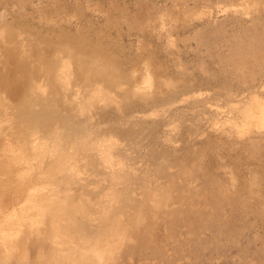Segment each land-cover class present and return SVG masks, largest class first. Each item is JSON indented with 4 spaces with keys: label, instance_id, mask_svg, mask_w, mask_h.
<instances>
[{
    "label": "bare ground",
    "instance_id": "obj_1",
    "mask_svg": "<svg viewBox=\"0 0 264 264\" xmlns=\"http://www.w3.org/2000/svg\"><path fill=\"white\" fill-rule=\"evenodd\" d=\"M75 1L79 6L68 4L72 6L70 12L78 8L74 13L77 18L78 13L84 12H81L80 0ZM200 1L199 6H204L208 14L214 6L222 7L227 3L213 5L210 0ZM227 1L239 6L245 14L259 13L258 19L252 17L249 25L225 35L227 38L222 41H226L228 50L218 52L224 63L233 64L235 75L250 77L254 82L256 75L258 78L264 75V0ZM8 2L4 1L5 4ZM95 3L93 6L99 5L97 8L108 17L107 22L114 23L119 19L132 28L141 25L142 29L151 27L148 19L152 17L156 23L160 18L164 19L163 16L175 21L178 12L185 11L183 14L187 15L189 11L188 5H182V12L177 11L179 0H171L151 12L157 18L148 15L147 5L136 6L137 10L131 11L119 2ZM199 6L196 13L200 11ZM195 12L189 14L195 15ZM113 13H117V17ZM7 14L0 11V264L193 263L196 257L187 247L200 239L208 225L219 217L227 197L233 194H227L229 184L220 177L205 181L206 175L200 176V169L205 166L200 167L204 157L195 150H191V156L171 172L173 165L157 160L163 156L162 152L151 153L150 164L138 168L130 162V154L118 142V135L128 120L135 119L134 127H144L149 125L145 119L152 112L143 115L134 113L141 111L139 109L127 112L129 103L125 104L126 101L147 99L153 95V90L166 97L165 89L177 86L165 74L166 70L160 72L161 64L156 63L159 60L151 54V49V53L144 52L150 44L140 42L137 49L142 44L143 52L139 49L135 57L129 56L130 60H127L122 55L125 51L120 52L122 48L116 42L100 38L103 32L97 34L76 24L74 29L60 26L52 31L40 30L26 20L9 19ZM63 17L67 20L69 15ZM78 18L81 17L78 15ZM138 22L141 24L137 25ZM158 25L162 27L165 23ZM200 31H195L197 34L193 37L213 49L215 42L211 43L207 33ZM208 32L210 36L212 32ZM188 38L191 40L189 35ZM219 45L222 47L221 43ZM189 84L180 85V94L194 93L193 83ZM263 91L264 85L258 86V93L250 91L248 99L238 103L230 101L235 115L226 117L223 122L218 119L213 122L216 125L231 122L233 135L244 144L241 147L250 151L249 156L258 155L257 158L264 153ZM180 100H173V103H181ZM168 102L165 104L172 106V101L171 104ZM107 105L118 106L121 112L113 117L107 114L109 111L103 112L101 118H109L108 123H111L103 128L105 122H94L93 119L95 111L97 114ZM113 120L115 123L112 124ZM252 171H249L251 178L248 179L252 186H259L262 180L258 181V173ZM199 176L204 179L196 183ZM233 176L235 180L237 177ZM260 202L264 208V196Z\"/></svg>",
    "mask_w": 264,
    "mask_h": 264
},
{
    "label": "rangeland",
    "instance_id": "obj_2",
    "mask_svg": "<svg viewBox=\"0 0 264 264\" xmlns=\"http://www.w3.org/2000/svg\"><path fill=\"white\" fill-rule=\"evenodd\" d=\"M4 1L5 0H0V11L8 13L6 15L7 18H14V20L16 21L26 20L27 22L34 24L40 30L52 31L57 28L59 29L60 26L74 29V27L77 28L76 25H79V27L83 25L82 28L85 27L93 32L96 31L95 33L97 34H100L101 32L104 33L105 30L104 34L107 35L101 33L100 38L103 40L109 38L108 41L112 39V41L116 42V44L120 48H122L119 51L123 52L124 50L127 54L126 56L124 52V54L122 53L123 58H127V60L129 59V56L130 58L135 57L137 55V52H139L137 50L140 49V51L143 52V49L141 47L142 44H140L139 48L137 49L140 42H145L147 45L150 44V46H146L147 49L145 48L148 51L144 50V52L148 53L151 49L153 53H151V51L149 53L154 55L155 57H153L156 58V60H159L156 61L157 64H161L160 66H158L162 68L158 69L161 73H164V71L166 70L165 74H168L167 76L171 79V81L174 84H177V86L175 87L179 86L178 88L180 89V85L183 83V80H185L184 82L186 84H189L191 82L189 85H192L193 83L192 87L194 89H192V91L195 89L196 90L193 91V94L191 93V91L190 93H188V95L184 94L187 96V98L184 97L182 93L181 97L183 98L181 99V97H179L181 95L180 92L182 88L179 91L178 88L173 87L165 89L164 93L166 94L164 95H167L166 97L160 96L161 94L159 91H157V93L156 90H153L157 94H154V92L151 91L153 95H148L149 97L147 99H141V101L139 99L131 100L129 102L126 101L125 104L129 103V107L127 106L128 108H126L125 110L127 112H132L133 109L141 110H137L134 112H137V115H139L140 112L141 114L147 112V114H149V111L152 112H150L151 114H149L151 116H148L146 114L147 118L145 119V121L148 120L147 123L149 125H144V127H134L133 122L135 119L131 120L132 123L128 120L129 123L124 124V128L122 127V133L119 134L120 136L118 135V142L120 141L119 143L124 146L123 148H125L126 151L130 154H128L131 158L130 162H134V165H137L138 168H142L145 165L150 164L149 161H151V158H153L152 156L150 158L151 153H154L156 151L162 152L163 156L160 155V158L157 160L160 163L167 162L171 166L173 165V167L170 169L171 172H175L176 167H178L181 161L184 159H188L192 154L191 150H195L194 152L197 151V153H201V157H204V159L201 160L200 165L202 166L200 167L202 168L204 165L205 166L202 168V170L200 169V176L206 175L205 178H207V180L205 179V181H210L212 177H220V179L229 184V193L227 194L231 195L230 193H232L233 196L231 195L227 197L229 201L227 199V202H224L225 207L222 206V208L220 209L219 217L216 216L212 223L208 225L207 230L201 235L200 239L195 242H191L190 246L187 247L188 251H190L191 249L190 252L196 257L194 259V262L190 264H264V208L260 206V203H262L260 202V198L262 199L264 196L263 194H261L262 196L260 195V192L264 193V153L260 154L258 158V155H252L253 157L249 156L251 154L250 151H248L244 146L241 147V145H244L243 143H241L242 140L239 138L237 139V136L233 135L234 128L232 127L233 125L231 126V122H228L229 124H227V122H218L217 125L213 123L216 119L220 120V122H223L226 117H233L235 115V112L234 110H231L232 103H236V101L238 103L244 98V100L248 99L247 96H249L250 91H255L257 94L258 86L261 87L264 85V75L261 74L259 78L258 75H256L258 74V68H256L255 75L257 77L255 76L256 78H254V82L250 77L245 76L243 78L242 76H240L239 78L238 75H235L237 73L233 72L236 70H232L233 64H231L230 62H225V64L224 60L222 61L218 56V52L225 53L228 50L226 41L223 40L225 42L224 44L222 41L223 38H227V36L225 35H229L233 30H237L238 28L249 25L252 21L250 19L256 16L259 17V13L256 12L245 14V11H243V9L239 8V6L237 5L231 4V6L229 4L230 2L228 3L227 0H224V2L223 0H218V2L217 0H210V2H208H212L213 5H216V3H218L217 5H220L221 2H227L229 5L226 3L227 5L223 4L222 7H226L227 9L230 6V9H227V11L226 9L222 8L221 5L219 7L214 6L211 10L212 13L209 12L208 14L207 9L204 10V6H199L200 0H179L180 4L178 5V10L176 8L177 11L182 12V5H188V10L190 12H195L197 7L199 6L201 8H198L200 10L198 12L199 15L198 13H196L197 11L195 12L196 16L193 13V16L192 14H189V11L186 12L187 15H184L185 13L183 14V12L185 11H183L182 14L178 12L176 16L177 19L175 20L174 18L175 21H173V19L169 17H166V19L165 16H163L166 20H161L160 18V20L157 21L158 23H156V19H153L152 17L155 13H153L152 15L151 12H156L157 9L162 8L166 4L170 3L171 0H84V2L86 1L88 3H84L83 0H80V6L82 8L81 12H84L83 14L78 13L81 18H78V15L77 18L75 16V11H77L78 8H75L71 12L69 11V9L73 6L72 4H74L75 6H79L78 4H76L77 1L75 0H9L8 4H5ZM81 1L83 2V4ZM98 1L104 3L112 2L115 4H118L119 2V4L121 5H126L131 11L137 10L135 9L136 6L138 8L141 7L140 5H142L143 7L147 5L145 8H147L148 13H150L147 14L151 15L152 17L151 19H148V21L151 20L149 23L152 25H154V22L156 27L152 25L150 27V25L147 23V25H149L147 26L148 28L145 27V29H142L143 27H139L141 25H139L140 22H138L136 24L139 26H137L136 24L134 25L139 28H135L134 25V28H132V25H127V22L125 23V21H119V19L114 20L116 23L107 22L108 17L103 16L104 12H100L101 9L99 10V8H97L99 5L93 6L94 3H98ZM115 1L118 2L116 3ZM68 3L72 6H70ZM65 5L68 7H66ZM193 7L195 8L193 9ZM216 7L217 9H214ZM218 8H221V10ZM56 9H58L59 11L57 10L56 12ZM202 9L204 10V12ZM216 10L218 11L216 12ZM213 11L215 12L213 13ZM64 15H69V20H66L63 17ZM115 15L117 17L118 14L116 13ZM180 15H182V17H180ZM204 15H206V18H204ZM47 16L49 20L46 18ZM154 16L156 17V15ZM257 17L256 19H258ZM52 18L54 19L52 20ZM77 21H80L81 23H78ZM160 21H164L162 23H165V25L159 27V23L163 25ZM88 26L91 28H89ZM206 29L212 32H210V36L208 35L209 32ZM195 31L197 33H199V31L203 34L207 33L206 35L207 38L209 37V41L211 43L215 42L213 49H210L207 44L197 42L199 40L193 37L197 34L195 33ZM220 34L224 35L221 36ZM188 35L191 37V40L188 38ZM183 37L189 40L186 41V39H184ZM220 43L222 44V47H220ZM203 45H206L207 48ZM223 46H225L224 49ZM217 59L220 61L218 62ZM204 64L207 69L205 67H202L204 66ZM182 67H185V69L183 70H186V72L182 70ZM208 71L211 73H209ZM180 73H184V75H181ZM206 73L209 76L206 75ZM234 75L236 78H238L236 79ZM246 78L250 79H247L246 81ZM175 79H177V81L179 79V81L174 82L173 80ZM244 81L247 82V86L244 85ZM196 82L198 84L201 83V85H198ZM185 83H183L182 85L185 86ZM256 84L257 86L254 87ZM182 85L181 87H183ZM244 87L246 88V90L244 89ZM248 87L250 88L248 89ZM228 88L231 89V91ZM171 89H175V91H171ZM227 89L229 90V92ZM224 90H227L231 97ZM161 92L163 93V91ZM246 92L248 95L246 94ZM241 94L244 96H242ZM170 98H172L175 102L177 99L183 100L184 98L187 101L185 100L184 102V100H180L181 103H173V100ZM169 99L172 101V106L165 104ZM170 100L169 102H171ZM230 101H232V103ZM145 103L147 106L145 105ZM114 107V105H107L103 109L101 108L99 112L97 111V114L95 111L93 121L98 122L102 120L101 122H105L103 128L109 127L111 124L108 123L109 118L106 119L105 117H102V119L101 116L103 112L105 113L108 111L109 112L107 114H110V117L119 115L120 107ZM154 109L156 110V112ZM228 113H230V115ZM113 123H115L114 120L112 124ZM220 127L221 129H219ZM129 129L132 130L129 132ZM223 130L227 131L228 133H223ZM125 134H127L128 136L126 137ZM235 142L239 143L235 144ZM204 151L205 153H203ZM157 154L159 155V153ZM256 154H258V151L256 152ZM254 156H256V159H254ZM183 162L188 163L187 161ZM251 170L258 173V181L260 180L261 182L262 180V183H259V186H262L261 188L257 185H251V180L249 181V179L251 178L249 171L251 172ZM231 175H234L237 178L234 180L232 179ZM203 179L204 178L201 177L197 178L196 183L202 182ZM247 183H249V185ZM255 186H257L258 188ZM255 192H258L257 194L259 195H257ZM234 196L236 197L233 199L230 198ZM260 207H262L263 209ZM214 212L213 214H215ZM198 241L200 242V244Z\"/></svg>",
    "mask_w": 264,
    "mask_h": 264
}]
</instances>
